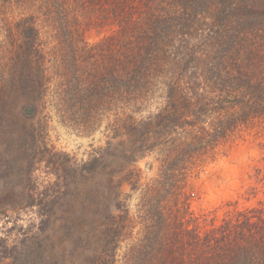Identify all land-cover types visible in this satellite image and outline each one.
Masks as SVG:
<instances>
[{
  "label": "trees",
  "instance_id": "16d2710c",
  "mask_svg": "<svg viewBox=\"0 0 264 264\" xmlns=\"http://www.w3.org/2000/svg\"><path fill=\"white\" fill-rule=\"evenodd\" d=\"M39 1L44 22L61 17L53 30L59 75L53 79L43 73L37 80L43 95L52 88L58 119L88 132L105 114L113 117L107 124L111 138L127 135L130 144L117 151L107 147L112 161L134 157L150 133L161 134L147 146L149 151L160 147L165 158L158 178L147 187L151 198L139 212L141 228L118 253L130 218L124 202H114L113 211L103 212V246L93 263L264 264L262 201L243 208L228 203L219 219H209L189 210L183 192L193 167L185 161L198 158L201 150L250 120L259 119L264 126V0ZM38 17L30 14L15 23L32 54L38 51ZM81 24L116 29L89 45L82 37L78 40L75 29ZM158 84L163 107L156 114L136 117ZM182 134L185 137L176 142ZM137 143L140 146L131 150ZM39 155L53 161L59 153L42 146ZM93 161L101 163L99 157ZM174 193L172 204H161ZM13 197L12 192L2 193V206ZM23 197L24 205L37 206L34 214L45 226L55 213L48 204L52 196L41 190ZM97 210L92 217L100 213ZM6 253L5 248L0 258Z\"/></svg>",
  "mask_w": 264,
  "mask_h": 264
},
{
  "label": "rangeland",
  "instance_id": "374dc122",
  "mask_svg": "<svg viewBox=\"0 0 264 264\" xmlns=\"http://www.w3.org/2000/svg\"><path fill=\"white\" fill-rule=\"evenodd\" d=\"M9 1L0 0V195L12 192L14 197L7 206L1 204L5 197L0 202V252L5 248L7 252L0 264H94L103 246L102 216L107 208L114 210L116 201L124 202L130 218L121 254L141 228L139 212L143 213L145 200L151 198L147 187L158 178L165 158L160 147L148 149L161 134L150 133L134 157L117 156L112 161L110 150L130 144L127 135L111 138L107 124L113 123V117L105 114L88 132L61 122L52 102V88H46L43 95L37 83L43 73L53 79L59 75L61 59L54 27L61 17L57 14L55 21L47 23L39 0ZM30 14L39 16L35 24L38 51L33 54L15 28L20 18ZM115 29L110 24L96 28L81 24L75 32L78 40L82 37L91 45ZM163 103V88L158 84L136 117L158 113ZM26 105L33 107L31 115L24 114ZM259 123L253 119L241 124L224 140L201 150L198 158L185 161L188 168L193 166L183 190L189 197V210L219 219L228 203L243 208L262 201L264 208V126ZM184 137L182 134L175 141ZM42 146L59 155L53 161L40 158ZM139 146L137 143L131 150ZM95 157L101 159L100 164L93 161ZM41 190L52 196L48 204L55 208L45 226L34 214L37 206L23 203L25 192ZM176 196L162 199L161 204H172ZM95 207L100 213L94 212L92 217Z\"/></svg>",
  "mask_w": 264,
  "mask_h": 264
},
{
  "label": "water",
  "instance_id": "95a60500",
  "mask_svg": "<svg viewBox=\"0 0 264 264\" xmlns=\"http://www.w3.org/2000/svg\"><path fill=\"white\" fill-rule=\"evenodd\" d=\"M34 112V109L31 105H26L24 107V114L31 115Z\"/></svg>",
  "mask_w": 264,
  "mask_h": 264
}]
</instances>
